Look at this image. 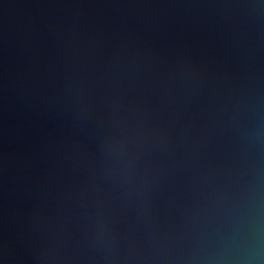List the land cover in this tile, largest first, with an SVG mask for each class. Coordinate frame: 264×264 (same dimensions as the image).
<instances>
[{
    "label": "water",
    "instance_id": "1",
    "mask_svg": "<svg viewBox=\"0 0 264 264\" xmlns=\"http://www.w3.org/2000/svg\"><path fill=\"white\" fill-rule=\"evenodd\" d=\"M0 264H264V0H0Z\"/></svg>",
    "mask_w": 264,
    "mask_h": 264
}]
</instances>
